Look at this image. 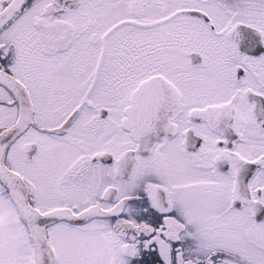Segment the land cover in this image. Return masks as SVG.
I'll list each match as a JSON object with an SVG mask.
<instances>
[{
    "label": "snow or ice",
    "instance_id": "1",
    "mask_svg": "<svg viewBox=\"0 0 264 264\" xmlns=\"http://www.w3.org/2000/svg\"><path fill=\"white\" fill-rule=\"evenodd\" d=\"M0 264H264V0H0Z\"/></svg>",
    "mask_w": 264,
    "mask_h": 264
}]
</instances>
